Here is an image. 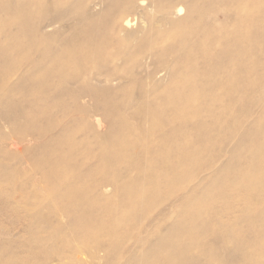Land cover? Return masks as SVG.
I'll return each instance as SVG.
<instances>
[{
  "label": "rangeland",
  "instance_id": "374dc122",
  "mask_svg": "<svg viewBox=\"0 0 264 264\" xmlns=\"http://www.w3.org/2000/svg\"><path fill=\"white\" fill-rule=\"evenodd\" d=\"M52 1L47 0L46 4H43L44 9L42 12L39 11L40 13L37 15L42 20L41 24L45 26L44 30L49 31L48 33L51 35H56L52 47L53 52L48 56L51 59L56 58L55 60H57L63 55V50L57 49L62 41L61 38L68 37L66 38L67 42L73 39V41H76L75 43H79L82 42L83 32L89 24H102L105 28L108 26V21L105 20L109 19V15L106 16L104 11L109 12L110 0H74L75 2L69 0L65 4H69L66 7ZM107 1H109V4H107ZM112 1H116V4H122L119 2L131 4L127 0H111L112 5H115V2ZM138 1L140 0H134L132 4H135V2L140 4ZM151 1L148 0L149 4ZM155 1L156 4L183 6L182 12L184 14L186 13L185 4L187 7L190 4H195V9L200 12L213 11L218 6L228 10L234 9L228 7L231 0H207V2H205L206 0ZM136 4L135 6H137ZM256 4H258V11L255 16L257 21L255 44L252 41L253 46L257 47L256 49L253 48L254 53L257 54L258 62L255 71L251 68L252 72L249 74L252 75H248L250 79L245 73L243 74V77H247L246 85L248 86H243L245 92L242 96L239 93H233L235 97L231 98L236 100L230 102L226 99V103L230 102L231 104L227 116L225 115L222 119L221 113H217L221 110L215 112L214 116L221 119H218L219 123L217 122L219 128L216 126L215 129L208 132L210 140L214 142L212 146L208 150L199 149L198 145H191V149L180 146L176 150L178 159L183 156L187 159V163L181 165L182 162L174 160L175 172L184 173L189 168L191 173L187 174H191V178H195L196 181L190 185L192 187L191 192L188 189L185 192H176L173 199L168 196L171 187L162 183L157 190L152 182L145 178H141L131 187H127L126 192H111L109 194V191H106L107 193L102 196L99 190L95 192L85 190L87 185L110 181L112 175L117 182L121 180L122 184V174L128 170L127 164L129 162L126 163L127 161L122 163L119 161L118 165L111 169V173L103 177V180L102 175L99 178L92 174L85 180L77 179L74 176L71 181L77 193L66 194L63 197L55 195L47 199L43 197V193H37L36 196L31 195L34 179L39 182L40 175L34 172L33 166L27 161L32 154L36 156L39 154V152L36 153L33 150L34 137L37 134L43 133L45 135L46 144H48V150L44 149L47 151L45 155L49 158L50 156L54 157V155L60 158L61 164L66 166L64 169L73 171L76 174L82 171L102 174L103 169L98 168L97 165L101 158H110L107 155L106 148L104 150L100 149L101 143L105 142L104 147L111 143L112 137L109 134V124L115 121L118 110L126 106L127 108L131 105L134 106V103L142 100L143 94L150 89L148 87V75H154L160 66L162 67L160 70L163 71L168 63L171 64L170 61L172 63L177 61L178 55L175 57L174 53L170 52V54L168 52L170 46L164 48L162 52L139 53L138 58L131 65L122 66L121 68V65L118 64L120 69L115 70V80L109 85H104L103 80L96 79V76L99 72L101 74L110 71L111 67L99 66L97 70H82L79 78H86L90 73L91 75L96 73V76L94 75L95 78L92 77L90 80H88L89 77L86 78L88 84L72 81L68 85L67 88L74 92L78 99L73 102L68 98L62 99V103L66 106L65 110H61L60 107L59 109L51 107L49 114L38 113L37 115H31L29 119L24 118L15 121L18 119L16 114L30 109L29 98L25 100L23 96V86H17L21 84L20 77L29 69L30 53L27 37L22 34L18 35L17 26L15 24L11 25L14 20L4 17L2 12L5 7L9 8L13 4H0V54L7 52L5 63L0 62V67L6 69L10 74L8 80L0 87V208H3V206L9 208L11 205L18 207L14 210V213L0 211V242L11 241L10 247L12 250L17 251V256L26 263L41 262L42 256L47 255L52 261L49 264H145L148 253L153 252L152 255L161 254V256H165L168 253L175 254L182 250H185V255L175 259L174 264L258 263L255 258L246 260L245 257L254 251V247L264 242V234H262L264 233V200L261 201L263 207L256 208L251 198H246L244 194L235 196L234 202L237 203L238 208L242 207V212L238 208H234L228 214H222L218 205L229 200L221 196V191L239 182L238 170L248 171L256 184L262 183L256 169L258 156L255 154L254 146L264 143V133L262 132L264 129V0H257ZM15 6L16 4H14ZM92 6L94 8H91ZM144 7H136L138 9L128 8L127 11L139 12L136 13L139 17L142 12L141 8ZM147 9L145 13L152 15L151 18L149 17L150 21L159 19L158 12L154 10V14L151 8L148 9L150 11ZM59 10H62L61 13ZM100 10H103V12ZM213 12L215 13V11ZM67 13L72 17H66ZM98 13L100 14L98 15ZM227 13L228 11H218L216 17L212 19L214 14L211 15L209 21L214 25L219 26L220 24L226 30L232 19L230 17L233 15L232 12H229L230 15L229 13L226 15ZM184 14H181L178 18L174 16L172 18H176L175 21L182 20L183 17H186V14ZM57 16H61L60 19ZM86 16L89 18H84ZM84 19L86 23H84ZM137 21L134 27L120 32V37L124 40L126 37L129 39L127 46L130 42L128 49L132 50L131 52L137 46L136 44L140 42L138 38H141L140 36L145 30L141 18H138ZM52 22L54 25L51 24ZM74 22L80 23L78 24L79 30ZM162 28L168 29L167 26H162ZM10 33L17 35L19 38L15 44L6 41V37ZM135 33L139 34L138 37L135 36ZM131 35L134 38L133 41L130 40L133 38H129ZM136 38L138 41L135 40ZM215 45L217 46V43ZM81 46H84V44H81ZM219 48L220 43L212 54L216 55ZM128 49L127 51L130 52ZM215 51L216 53H214ZM171 57L176 60H172ZM200 60L201 57L197 60L199 68L203 63ZM222 62L226 61L222 60ZM250 67L248 66L246 72L249 71ZM53 71H56V69H53ZM157 76L158 80L163 81L161 83L163 86L167 82V76L166 78L160 76L161 79L159 75ZM98 89L111 90L110 100L103 99L105 97L101 93L98 94V98L101 99L98 104L89 102V97L81 98V96L96 93ZM231 98L230 100H232ZM236 101L238 103H233ZM196 102L197 104L200 103L199 100L194 103ZM80 106L87 107L85 118L89 121V124H92L90 130L83 129L79 127L78 122L75 124L71 121V112ZM129 114L131 119H128V122L129 125H133L132 127L143 123V118L138 113L130 110ZM134 116L137 117L136 120H134ZM233 118L236 119V122H233ZM201 120L203 122L201 118L192 121L199 124ZM95 121L98 122L95 123ZM97 123L99 127L96 125ZM191 124L185 130L190 128V131H193ZM202 127L204 128L202 132L208 128L205 124ZM21 134H25V138L22 137L24 139L19 138ZM135 135L136 132H131L129 139L134 140ZM201 138L194 136L192 140L196 143ZM11 139L13 141L17 140V142L19 139L18 146L11 145ZM178 139L181 140V137L179 136ZM24 141H27V143ZM215 143L217 145H214ZM17 147L23 149L18 153L17 151L20 149ZM127 151L129 152L125 156L137 153L138 149H128ZM112 155L114 154L112 153ZM134 162L136 161H132L133 164ZM135 165L137 164L135 163ZM134 171L131 175L136 179L140 178V176H136L137 172ZM224 171L227 172L226 175ZM17 173H20V175H17ZM14 174L16 175L14 176ZM13 176L14 181H10L9 179ZM3 178L7 179L2 181ZM47 183L39 185L48 188L51 183ZM188 183L185 184L184 188L188 187ZM187 192L189 197L185 199L187 195L183 193ZM213 202L217 204L218 208L212 206ZM59 223L61 224L58 225ZM26 225L31 227L28 233L23 231L26 229ZM113 234L115 239L111 240L110 235ZM138 237L140 243L135 242ZM19 243L22 244L20 250H18ZM167 261L169 264L171 263V261ZM167 261L163 262L167 263ZM261 261L259 260V262Z\"/></svg>",
  "mask_w": 264,
  "mask_h": 264
},
{
  "label": "bare ground",
  "instance_id": "6f19581e",
  "mask_svg": "<svg viewBox=\"0 0 264 264\" xmlns=\"http://www.w3.org/2000/svg\"><path fill=\"white\" fill-rule=\"evenodd\" d=\"M133 1L134 0H127V2L131 4H123L124 2H119L122 4H116V1H114L115 5H112L110 0V5L108 6L110 8H107L109 12H106V10L104 11L106 16L109 15V19H104L106 22L108 21L107 28L102 24H89L83 32L82 42L79 43H75L76 41H73V39L67 42L66 38L68 37L61 38L62 41L59 43L60 45L57 49H62L63 55L61 54V58L57 60H55L56 58H53V60L48 56L53 52L52 47L54 46V38L56 35H51L48 33L49 31H45V26L41 24L42 20L37 16L38 13L42 12L44 9L43 4H46L47 0H0V4H13V6H10L9 8L5 7V10L2 12L4 13V17L14 20L11 25L15 24L17 26V34H22L27 37L28 51L30 53L29 69L20 77L21 84L17 85L23 86V96L25 97V100L29 98L30 109L29 111L16 114V118L18 119L15 121L24 118L29 119L31 115H37L38 113L49 114L51 107H57V109L60 107L61 110H65L66 106L62 103V99L68 98L71 102L78 99V96L67 88L68 85L72 81H77L81 84H88L86 78L88 79L89 77L88 80H90L94 75L96 76V73H92L93 75H91L89 72L91 76L89 75L86 78H79L82 70H97L99 66L111 67L110 71L101 74L99 72L96 76V79L103 80L104 85H109L115 80V70L120 69L118 64L121 65V68L122 66L131 65V63L136 61L139 53L162 52L164 51V48L170 46L168 52L174 53L175 57L178 55V58H176L177 61L172 58L173 56L171 57L175 62L172 63L170 59L169 61L171 64L168 63L169 65L167 64L166 69H163L162 71L160 70L162 68L160 66L159 70L154 73V75H148L147 80L149 81L148 87L150 89L143 94L142 100L134 103V106L131 105L129 108L126 106L121 110H118L115 121L109 124V134L112 137L111 143L106 147H104L105 142L101 143L100 149L104 150V148H106L107 155L110 158H101L97 165L98 168L100 167L103 169L104 172L102 174H95L91 171H82L77 172L76 174L73 171L64 169L66 166L61 164L62 161L60 158L55 157V155L54 157L50 156L49 158V156L45 155L47 151L44 149L48 150L45 135L40 133L37 134L38 136L36 135V137L32 136L35 138L33 150L36 151V153L39 152V154L38 156L32 154L27 162H30L33 166L34 172H37L40 175L39 182L37 179H34L32 184V196H36L37 193H43V197L47 199L55 195L63 197L66 194L77 193L76 188L72 185L71 181V179H74V176H76L77 179L85 180L92 174L99 178L102 175L101 177L103 180V177L108 176L107 174L111 173V169L114 168L115 165H118L119 161H121L120 163L123 161H127L126 163L129 162V164H127L128 170L123 174L121 173V179H123L122 184L121 180L117 182L112 175L110 181H102L100 184L94 183L92 185H87L85 190L87 192H90V190L93 192L99 190L102 196L104 193H107L106 191H109V194L111 192H126L127 187H131V185L138 182L139 179L145 178L152 182V185L157 190L162 183L171 187L168 196L172 199L176 192H185L187 189L190 191L192 190V187L190 186L191 183L196 180L195 178H191V174H187L191 173L189 168H187L184 173L175 172L176 168L174 167V160L180 163L182 162L181 165L187 163V159L183 156L178 159L176 150L180 146L191 149V145H198L197 147H199V149L204 148L205 150H208L210 146H212V143H214L210 140L208 132H211L216 126L218 127V119H221L220 117L214 116L215 112L221 110V112L217 113H221L220 116L224 119L225 115L227 116L230 112V102L236 100L232 99L235 97L233 96V93H239L242 96L245 92L243 86L246 87L248 85H246L247 77H243V74L245 73L246 76H251L252 74H249L252 72L251 68L254 70L258 63L256 58L257 54L254 53L253 49L255 47L253 45L255 44L254 40L257 32V21L255 17L258 11V4H256L257 0H231L229 1L231 3L228 7H230L229 9L234 8L232 9L233 11L218 6L213 10L215 13L213 11L208 12L207 10L200 12L195 9V4H190L188 7L185 4L186 15L182 12L184 9L183 6L179 7L170 4H156L157 1L155 0L156 3L153 1L155 4L151 0L150 1L153 4H149L148 0H140L138 1L140 4H136L137 2H135L137 5L135 6V4H132ZM52 2L64 6L69 0H53ZM108 2L109 1H107V4H109ZM205 2H207V0ZM14 4H16L15 7ZM68 5H65L64 7ZM93 6L91 8H94ZM142 6L147 7L141 8L142 12L139 17L136 14L139 12L130 11L133 12L130 13L127 11L128 8L138 9L136 7ZM149 7L153 12L154 10L158 12L160 15L158 20L150 21L152 15L150 16L145 13L147 8L150 9ZM62 10H59V12L61 13ZM218 11H228V13H233L232 17H230L232 18L230 20L231 22L228 21L230 25L226 30L221 27L220 24L219 26L214 25V23L209 21L211 15L214 14L212 17V19H214ZM101 12H103V10ZM143 12L144 14H142ZM228 13L226 15H228ZM72 14L73 13L71 12V15ZM94 14L96 15L95 12ZM99 14L100 13H98V15ZM181 14H184L186 17H183L182 20L175 21V19L178 18V16H181ZM65 16H69L68 13ZM173 16L176 18L173 19ZM137 17L141 18V23L144 25L145 30L142 34L140 33L141 38H138L140 42L136 44L137 46L133 49V52H131L132 50L130 51L128 49L130 42L127 46L129 39L126 37L124 40L120 37V32L134 27L137 24L136 22H138ZM84 18L89 17L86 16ZM84 23H86V20ZM51 24H53V22ZM51 24L49 23L50 26ZM55 24H57V22H55ZM75 24L79 30L78 24L80 23ZM162 26H167L168 29H163ZM132 35L129 38H133ZM136 35L137 34L135 33V36ZM138 35L136 37H138ZM122 36L125 38L124 35ZM228 36H230V38H228ZM18 40V36L13 35V33L8 34L6 37V41L11 42V44H15ZM130 40L133 41L134 38ZM135 40H137V38ZM216 43L217 46L220 43V48L219 51L217 50L218 53L214 55L212 52L217 47L215 45ZM81 44H84V46H81ZM256 48L257 47H255V49ZM127 49L130 52H128ZM214 53H216V51ZM0 55V62L4 64L7 52L1 53ZM200 57L203 61L201 68H199L197 63V60ZM222 60H225L226 62H222ZM248 66L251 67L247 73L246 70ZM53 69H56V71H53ZM0 70L1 87L3 83L8 80L10 74L3 67H0ZM157 75H159V78L160 76L162 78H166L167 76V82L163 86L161 85L163 81L158 80ZM72 78L77 80H73ZM110 91L108 89H98L96 93L88 96H81V98L89 97V102L92 104H98L101 102V99L98 98V94L101 93V95L105 97L103 99L110 100ZM237 96L239 97V95ZM230 98L232 100H230ZM240 98L242 99L243 97ZM226 99L230 102L226 103ZM198 100L200 101L199 104H197V102L194 103ZM237 101L233 103L236 104L238 103ZM130 110H133L134 113H138L139 116L141 115L143 118V123L141 125H136V127L129 125L130 123L128 121L131 119V117L129 118ZM86 111L87 107H78L71 112V121L75 124L78 122L80 124L79 127L90 130V128L92 129V124H89V121L85 118ZM75 115L77 117H74ZM231 117L233 116L231 115ZM133 118L136 120L137 117L134 116ZM196 118L203 119V122L201 120V122L197 124L195 121L194 124L192 120H196ZM235 120L236 119H234L233 122H236ZM96 122L98 121H95V123ZM238 122L240 123V121ZM190 123H192L193 131H190V128L189 130H185ZM201 124L207 125L208 128H206V131L202 132L204 128ZM96 125L99 127L98 123ZM131 132H136V138L132 141L129 139ZM262 132L264 133V129ZM179 136L181 137V140L178 139ZM194 136L202 138L194 143L192 140ZM22 137L25 138V134H21V137L19 138L24 139ZM18 142L17 140L13 141L11 139L10 143L11 145L18 146ZM24 142L27 143V141ZM214 145H217V143ZM21 147H17L20 149H17L18 153L23 149H21ZM29 148L31 149V147ZM128 149H138V151L133 155L125 156L126 153L129 152L127 151ZM254 150L255 154L258 156L256 160V169L260 179H262V183L256 184L248 171L238 170L237 177L239 182L230 187H226L221 191V196L229 199L218 204L222 214H228L230 210L232 211L234 208H238L236 205L237 203L234 202V197L243 194L246 198H251L254 201L256 208L263 207L261 206L263 203L261 201L264 200V143H259L258 146H254ZM112 153L114 155H112ZM112 158L116 160L114 161ZM132 161L136 162L133 164ZM135 163L137 165H135ZM157 165L158 167H156ZM246 165H248V163H246ZM133 171L137 172L136 176H140V178L136 179L133 177L131 175ZM226 173L227 172H225V175ZM15 175L16 174H14V176ZM17 175H20V173H17ZM14 176L9 180L14 181ZM4 179L7 178L1 180L4 181ZM187 180L189 182H187L188 187L184 188L185 184H187ZM47 182L51 183L48 188L39 185L41 183L48 184ZM187 193H183L187 195L185 199L189 197V193ZM212 206L218 208L215 202L212 203ZM17 208L18 207L15 205H11L9 208L3 206V208H0V211L14 213V210ZM238 209L242 212V207ZM60 224L61 223L58 225ZM25 227L26 229L23 231H25V233L30 232L31 227L28 225ZM110 237H112L110 238L111 240L115 239L114 234L110 235ZM139 239V237L136 238L135 242L140 243ZM10 245L11 241L0 242V264H49L52 262L50 257L44 255L45 257L42 256L40 259L41 262L26 263V261L21 260L17 256V251L12 250ZM21 247L22 244L19 243L18 250H20ZM254 248V251L249 253V256L246 255L245 259L252 260V258H255L258 261L256 264H264V242H261L260 245ZM185 253V250H182L175 254L168 253L165 256H161V254L152 255L153 252H151L147 254L145 264H169L167 260L171 261L170 264H174L173 261L185 255ZM259 260L262 261L259 262ZM163 261H167V263Z\"/></svg>",
  "mask_w": 264,
  "mask_h": 264
}]
</instances>
